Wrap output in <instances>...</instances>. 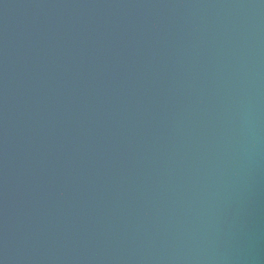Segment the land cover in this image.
Returning a JSON list of instances; mask_svg holds the SVG:
<instances>
[{
	"label": "water",
	"instance_id": "obj_1",
	"mask_svg": "<svg viewBox=\"0 0 264 264\" xmlns=\"http://www.w3.org/2000/svg\"><path fill=\"white\" fill-rule=\"evenodd\" d=\"M0 264H264V0H0Z\"/></svg>",
	"mask_w": 264,
	"mask_h": 264
}]
</instances>
